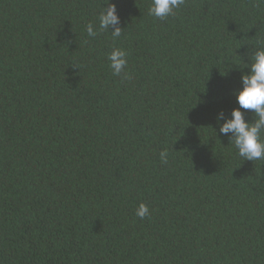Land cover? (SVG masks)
Returning <instances> with one entry per match:
<instances>
[{"label":"trees","instance_id":"trees-1","mask_svg":"<svg viewBox=\"0 0 264 264\" xmlns=\"http://www.w3.org/2000/svg\"><path fill=\"white\" fill-rule=\"evenodd\" d=\"M105 2L0 0V264H264V160L219 133L264 0H111L115 40Z\"/></svg>","mask_w":264,"mask_h":264},{"label":"clouds","instance_id":"clouds-1","mask_svg":"<svg viewBox=\"0 0 264 264\" xmlns=\"http://www.w3.org/2000/svg\"><path fill=\"white\" fill-rule=\"evenodd\" d=\"M105 4L107 7H103L98 16V30L110 32L115 40L122 35L124 29L119 26L121 20L116 5L111 0H106ZM184 4L185 0H151L148 15L164 20L174 16ZM98 30L93 23L86 26L89 37L95 38ZM106 55L112 74L119 77L123 73L122 78L130 80L131 75L126 71L127 51L113 47ZM250 60V64H245L248 72L241 75V88L233 92L238 107L233 108L231 117L219 127L220 134H231L229 143L234 145L244 161L264 160V48L257 49ZM243 110H249L254 119H246V111ZM167 156V151H162L161 161L167 163ZM149 211L146 204L140 203L135 215L143 220L149 216Z\"/></svg>","mask_w":264,"mask_h":264}]
</instances>
